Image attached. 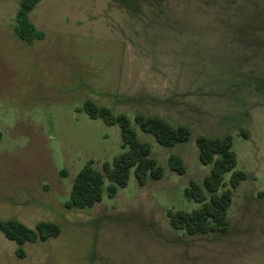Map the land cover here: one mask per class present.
<instances>
[{
  "label": "rangeland",
  "instance_id": "obj_1",
  "mask_svg": "<svg viewBox=\"0 0 264 264\" xmlns=\"http://www.w3.org/2000/svg\"><path fill=\"white\" fill-rule=\"evenodd\" d=\"M256 2L240 13L238 3H252L178 0L142 21L112 0H40L30 18L45 37L26 44L13 33L17 0H0V220L60 227L56 237L25 243L22 257L0 231V264H264V104L258 84L247 87L239 74L264 75V60L241 41L264 52V34L217 32L210 21L218 11L237 13L240 23L260 13L262 21L264 0ZM86 99L128 116L163 177L140 187L131 173L113 196L105 179L99 202L67 209L85 162L101 170L122 151L118 125L89 117ZM137 111L187 126L190 139L160 145L134 122ZM223 135L232 138L233 170L246 174L233 190L228 232L189 235L169 224L166 210L197 206L183 190L210 166L198 161L195 138ZM170 154L184 174L169 170Z\"/></svg>",
  "mask_w": 264,
  "mask_h": 264
},
{
  "label": "trees",
  "instance_id": "obj_2",
  "mask_svg": "<svg viewBox=\"0 0 264 264\" xmlns=\"http://www.w3.org/2000/svg\"><path fill=\"white\" fill-rule=\"evenodd\" d=\"M40 0H17L14 12L13 33L15 37L26 44L43 40L45 34L38 29L30 18V13ZM123 12L130 17L139 20H148L153 14L161 12L164 5L171 9V4L178 0H112ZM252 4L238 3L234 9L240 13L251 8L257 9L256 0H248ZM258 1V0H257ZM179 3V2H177ZM177 5V4H176ZM179 5V4H178ZM158 10V11H156ZM258 18L254 21L237 22V13L218 11L217 18L210 17L211 23L217 22V32L231 33L234 35L253 36L264 34V20ZM217 19V20H216ZM148 27L150 24L147 25ZM242 37V36H241ZM240 37V38H241ZM259 42L264 45V35ZM243 41L248 52L253 46ZM257 51H261L258 50ZM246 68V67H242ZM242 71V70H241ZM240 71V72H241ZM241 80L256 82L258 92L264 94V75L260 72H249L246 68L239 73ZM82 109L91 118H100L108 125H118L121 136L122 151L115 155L112 161H104L101 170L94 168L93 161L88 160L76 173L69 198L64 202V207L86 208L92 207L101 200L105 179L108 181L106 193L113 196L118 187L126 186L132 173L138 186H144L148 180H158L163 177V168L151 156V148L148 142L141 141L137 137L136 130L124 113H112L106 105L97 104L92 99H86ZM134 122L143 132L150 134L157 143L164 147H173L177 143H183L190 139L191 132L185 125L175 124L167 118L157 114L134 113ZM195 143L198 148L197 158L203 165H209V173L204 175L199 182L190 180L185 186L183 194L187 199L193 200L197 206L190 211L183 209H167L166 215L169 224L175 229H183L189 235H204L209 232L227 233L229 224L227 211L233 198V190L246 178L241 170H233L236 165V157L231 150L232 138L230 135L221 137L197 136ZM166 164L169 170L182 175L185 172L183 161L178 155L170 154ZM229 178V186L224 181L226 172L232 171ZM0 231L8 240L16 244V253L24 256L22 246L27 242L45 241L50 237H56L60 233V227L53 221H39L33 228L27 226L16 218L0 220Z\"/></svg>",
  "mask_w": 264,
  "mask_h": 264
},
{
  "label": "flooded vegetation",
  "instance_id": "obj_3",
  "mask_svg": "<svg viewBox=\"0 0 264 264\" xmlns=\"http://www.w3.org/2000/svg\"><path fill=\"white\" fill-rule=\"evenodd\" d=\"M242 4H243V3H242ZM249 49L251 50L250 53L254 55V58H255V57L259 58V59L261 60V62L264 60V52H262V51H257V49L254 48V47H253V48H250V47H249ZM262 58H263V59H262ZM257 66H261V64H258ZM244 67H245V66H244ZM246 67H248V66H246ZM253 67H254V66H253ZM248 69H249V72H253V71H254V72H260L258 69H251V68H248ZM263 77H264V76H263ZM251 83H252V81H250V82L248 83L249 86H247V87H250V86H251V85H250ZM239 87H241V86H239ZM259 93H260V92H259ZM259 96H260V103L264 104V100H262V99L264 98V94H260ZM259 96H258V97H259ZM244 100H245V101H244L245 104H243V105L245 106V109H247V106H246V102H247L246 100H247V99L245 98ZM247 112H248V110H247Z\"/></svg>",
  "mask_w": 264,
  "mask_h": 264
}]
</instances>
